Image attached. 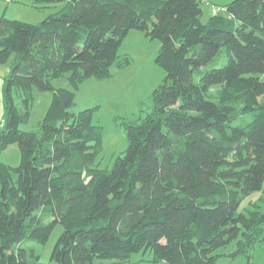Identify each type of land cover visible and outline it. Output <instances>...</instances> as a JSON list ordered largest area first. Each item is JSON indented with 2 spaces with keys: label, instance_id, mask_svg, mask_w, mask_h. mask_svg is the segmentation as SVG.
<instances>
[{
  "label": "trees",
  "instance_id": "obj_1",
  "mask_svg": "<svg viewBox=\"0 0 264 264\" xmlns=\"http://www.w3.org/2000/svg\"><path fill=\"white\" fill-rule=\"evenodd\" d=\"M59 9L38 24L0 18V65L12 58L2 92L0 264H42L31 245L62 231L52 264L124 261L150 253L165 264H215L217 252L247 259L263 241L264 0H233L201 22L202 0H33ZM38 7V6H35ZM160 43L165 78L150 110L124 122L128 146L110 170L96 159L98 107L77 114L73 88L106 79L132 31ZM51 92L37 131H22L31 88ZM18 89L24 113L13 100ZM264 201L262 197L259 199Z\"/></svg>",
  "mask_w": 264,
  "mask_h": 264
},
{
  "label": "rangeland",
  "instance_id": "obj_2",
  "mask_svg": "<svg viewBox=\"0 0 264 264\" xmlns=\"http://www.w3.org/2000/svg\"><path fill=\"white\" fill-rule=\"evenodd\" d=\"M233 0H202L200 5L202 15L201 22H206L211 16L212 8H222ZM38 6V7H35ZM59 4L45 5L34 4L33 0H0V18L16 20L28 24H38L48 15L59 9ZM219 11V9H218ZM160 47L157 40H151L143 32L132 30L121 42L118 50L117 62L128 59V63L120 67L115 64L110 69V77L106 79L90 78L80 83L75 89L68 80V74L51 82L54 89L64 88L75 93V114L98 107L92 115V124L101 127L102 145L96 163L100 170H110L117 156L123 155L128 140L124 122L143 118L150 110V100L153 91L161 85L165 78L164 71L155 64V58ZM12 58L0 65V132L4 127V107L2 92L4 79L9 72ZM100 80V81H99ZM31 103L28 108V120L19 125L22 131H37L40 121L43 119L51 101V92H39L31 88ZM13 100L21 114L25 109L20 91H12ZM0 162L11 167L20 163V153L16 144L9 145L0 152ZM264 192L251 193L239 207V211L245 208L251 209L250 203L258 201L259 210L264 212ZM62 231L60 225H56L53 233L44 245H31L39 256L42 264H52L50 254ZM264 236V225H263ZM233 244L220 249L215 264H264V239L255 244L250 252V258L238 254L229 256ZM96 264H165L154 262L152 255L141 252L132 254L124 261H96Z\"/></svg>",
  "mask_w": 264,
  "mask_h": 264
},
{
  "label": "built area",
  "instance_id": "obj_3",
  "mask_svg": "<svg viewBox=\"0 0 264 264\" xmlns=\"http://www.w3.org/2000/svg\"><path fill=\"white\" fill-rule=\"evenodd\" d=\"M217 12H218V9L213 8L212 13L214 14V13H217Z\"/></svg>",
  "mask_w": 264,
  "mask_h": 264
},
{
  "label": "crops",
  "instance_id": "obj_4",
  "mask_svg": "<svg viewBox=\"0 0 264 264\" xmlns=\"http://www.w3.org/2000/svg\"><path fill=\"white\" fill-rule=\"evenodd\" d=\"M7 2L9 1V2H11V0H6ZM212 10H213V8H212ZM100 81V80H99Z\"/></svg>",
  "mask_w": 264,
  "mask_h": 264
}]
</instances>
